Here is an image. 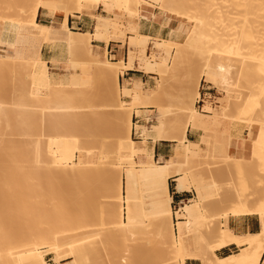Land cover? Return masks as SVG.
<instances>
[{
	"label": "bare ground",
	"instance_id": "bare-ground-1",
	"mask_svg": "<svg viewBox=\"0 0 264 264\" xmlns=\"http://www.w3.org/2000/svg\"><path fill=\"white\" fill-rule=\"evenodd\" d=\"M4 1V0H3ZM116 3L125 8L129 20L126 30L125 46L127 58L118 60H105L92 53L93 40L103 39L109 41L110 37L121 33L118 22L109 16L100 13L92 14L95 19L93 32H74L67 26V18L72 13L86 12L88 8L98 5L109 9V3ZM244 8L241 12L229 15L226 33L234 21L244 24L241 31H234L235 48L227 51L240 58L241 68L237 73V80L231 81L232 66L217 63L213 67L207 63V69L195 72L194 67L188 66L187 78L183 94L179 102L172 109L173 123L171 126L160 119L153 125L155 135L160 139L177 140L185 145L183 157L186 163L199 160L205 155L203 148L192 142H185L188 127L208 129L214 125L220 112L204 100L200 109L195 102L200 98L199 83L207 81L213 87H219L224 92L222 109L232 110L248 116L255 113L258 105L264 101V53L257 52L256 47L264 39V0H243ZM194 0H0V20H12L16 26V39L13 42L0 40V47L9 46V53H2L0 49V70L11 60H21L28 64L39 63L42 68L38 72L29 68L26 76L29 86L23 84L26 97L31 104L16 105L26 116L37 115L43 120L45 114L59 113L63 119L79 129L83 140L91 142L96 140L98 112L93 101L100 95L109 100L107 107L119 115L121 122L127 123L125 136L116 137L112 147L116 153V162H102L96 159L95 153L87 151L76 156L77 136L50 139L43 155L36 156L35 164L22 168L19 174L21 185L20 195L16 196L20 203L17 217L13 218L10 212L0 217V264H45V256L52 255L56 264H62L63 259L73 258V264H90V256L95 253L94 241H88L82 247L77 241H63L59 237L63 234L58 230L62 216L69 208L71 214L90 215L86 207L74 206L91 198V192L101 189L105 195L102 200V212L108 233L106 237L112 241L114 230L138 232L141 229L143 218L151 216V231L154 233L153 243H166V248L172 257L166 264H184L185 259H196L200 264H260L264 263V202L256 207L249 206L245 200L238 198V203L231 207L224 216L221 226L215 228V241L208 245L203 233L189 236L187 233L193 227L213 216L206 213L202 185H190L185 174L175 167L176 162L171 158L154 160L145 148L137 144L131 136V116L138 115L135 110L141 105H151L164 91V81L177 71V63L186 61L188 65L194 63L193 56L197 51L209 60L212 55H222L220 48L221 37L212 31L210 16L201 13L193 14ZM157 6L165 13L181 17L183 23H192L184 42L172 39L151 37L138 31V20L147 18L148 7ZM42 8L50 13L62 15L64 22L56 27L42 24L36 20L38 10ZM18 10L19 18L10 19L6 13ZM210 32L207 40L205 31ZM125 37V36H124ZM62 41L68 47L70 62L76 50H82L88 56L87 72L94 78L102 81L101 89L80 90L74 94L77 86L87 85V73L69 72V81L57 86L51 85L50 76L46 70V63L40 56V49L44 43ZM240 43V44H239ZM252 43L253 48L243 52V44ZM239 45V46H238ZM231 49V50H230ZM224 53V52H223ZM137 61V62H136ZM137 69L145 73L156 74L160 82L150 89H143L141 85L132 87L118 86L119 75L127 69ZM259 74L253 78L255 88L251 91L245 89L247 74ZM203 76L205 77L203 79ZM239 78V79H238ZM38 80V84L35 81ZM40 82L45 87L40 86ZM26 84V83H25ZM119 87V93L115 90ZM48 90V93H43ZM235 91H242L241 96H232ZM74 100L83 104L70 105L62 101ZM69 103V102H68ZM8 103L0 101V120L5 113ZM87 108L85 112L77 109ZM168 111H165L167 113ZM243 122L247 120L243 119ZM258 132L251 138V154L246 157L240 153L233 154L228 150L218 153L210 151L211 159L222 158L227 162L230 170L239 177H243L252 167L264 172V119L256 118ZM136 127V126H135ZM38 142V141H37ZM204 143L205 140L202 139ZM1 153L6 150L1 143ZM81 150V149H80ZM78 150V151H80ZM218 154V155H217ZM10 160L4 161V154L0 157V198L3 203H10L9 187L13 177L9 171ZM122 168V176L120 171ZM48 184L58 179H66L69 189L66 196L60 200L39 198L41 189L31 184L35 178H45ZM173 177L174 189L178 191H194L195 196L172 210L171 195L169 193L168 178ZM149 183L150 194L148 205L143 203L142 196L136 190L141 183ZM38 196V197H37ZM122 207V209L120 208ZM123 210V214L121 211ZM245 214H256L260 222V229L253 233H236L227 225L229 215L238 217ZM89 217V216H87ZM171 218L173 219L171 222ZM187 230V233H186ZM193 239L194 244H191ZM50 240L49 244H45ZM229 245L238 247V251L225 256L216 254ZM108 263L114 264L112 256H108Z\"/></svg>",
	"mask_w": 264,
	"mask_h": 264
},
{
	"label": "rangeland",
	"instance_id": "rangeland-1",
	"mask_svg": "<svg viewBox=\"0 0 264 264\" xmlns=\"http://www.w3.org/2000/svg\"><path fill=\"white\" fill-rule=\"evenodd\" d=\"M2 3L5 1L1 0ZM194 7L191 9L193 14L201 13L205 16H210L212 20V31L217 32L221 37L220 48L223 51L222 55H212L208 60L205 59V55L196 52L193 56L194 63L188 65L186 61H179L177 63V71L170 75L164 81V91L163 93L155 100V103L151 105H141L137 107V116L136 119L140 117L141 112L140 108L144 107L145 109H153L148 111V114L145 116L147 123L141 126L140 129L143 134L151 131L154 133L153 125L157 123L158 118L165 121L169 126L173 123V114L172 109L179 102L181 95L183 94V87L187 78V67H194L195 72H202L207 69V63L211 64L213 67L217 63L229 64L232 66L231 74L229 75L230 80L236 81L238 72L241 68L240 58L235 54H231L227 51L228 48H231L234 53V42H231L234 39V31H241L244 24L240 21H234L231 23L230 31L226 33V26L229 22V15L232 13L241 12L244 8L243 0H194ZM104 12H101L102 15L109 16L114 18L118 24L119 29L122 30L123 35L119 38L122 40L123 45L125 46L124 39L126 38L125 28L128 26V20L130 19L125 8L119 7L116 3H109V9L102 6ZM95 9V8H94ZM92 8H88L86 12L91 13ZM148 10L165 13L159 7L154 6L148 7ZM95 14V12H94ZM10 19L19 18L18 10H11L6 13ZM179 17V16H178ZM181 21L183 20L179 17ZM7 22L11 25L12 31L16 35V24L12 23V20H0V22ZM183 22V21H182ZM194 25L192 23H183V35L182 39L179 42H184L187 39L189 30ZM205 31V37L207 40L209 38L210 32ZM125 36V37H124ZM14 39V40H15ZM13 40V41H14ZM240 44V43H239ZM252 44V43H251ZM250 43L243 44V52L250 50L253 46ZM239 46V45H238ZM9 46L0 47L2 53H9ZM126 48V46H125ZM230 49V50H231ZM258 53H264V39L261 40V44L257 47ZM127 51V49H126ZM69 59V52L66 60L59 66L62 67L63 74L56 78H50L51 85L57 86L60 84H65L69 81V72L73 73H87L89 76V83L87 85L77 86L74 94H77L80 90H89L96 88L98 92L101 89L102 81L99 78H94L92 74L87 72L86 63L88 61V56L82 50H76L73 53V57L70 62H67ZM105 60H111L107 57H104ZM137 62V61H136ZM33 68L38 74L42 66L37 62H30L28 64L22 62L21 60H11L9 64L0 70V101L8 103V107L5 110L4 115L0 120V147L1 143H4L6 150L1 153L0 157L4 154V161L10 160L9 167L5 170L9 171L10 175L13 177V182L11 181V186L9 187L8 195L10 197V203L6 204L0 198V217L5 215V212H10V215L13 218L17 217V211L19 210L20 203L18 204L16 196L20 195V179L19 174L22 171V168L27 167V165H34L36 156L43 155L48 146V141L50 139H58L69 136H77L79 139L76 143V156L74 160L79 159V155L86 153L87 151H92L95 153L97 160L102 162H116L117 157L112 147L114 139L116 137L123 138L125 136V130L127 123L124 120L121 122L119 115L110 110L107 105L109 100L101 95L93 101L94 105H97L96 112H98V122H97V135L95 141L86 142L83 139L81 131L74 128L71 123L63 119L60 114H45L43 120H40L37 115L26 116L18 110L16 105L19 104H31L25 92L23 90V84L29 86V78L26 76L27 70ZM121 75V74H120ZM119 75V77H120ZM247 84L245 89L250 91L255 88L253 83V78L260 75L259 74H247ZM254 76V77H253ZM205 77L203 76V79ZM239 79V78H238ZM158 77L155 80V86L160 82ZM38 80L35 81V84H38ZM119 82V80H118ZM26 83V84H25ZM211 85L207 81L201 80L199 83V90L201 86ZM123 84L119 82L118 86L121 87ZM125 85V84H124ZM41 87H45L44 83L40 82ZM154 86V87H155ZM119 87L115 91L119 93ZM153 87V88H154ZM215 95H209V98H205L208 103L220 112V115L216 118L214 125L211 128L204 129L205 140L203 151L205 155L202 156L199 160H193L189 163H186L183 152L185 149L184 143L177 141V145L173 150V155L170 157L176 162L175 167L180 168V172L185 174L189 181L190 185H202V195L204 196V207L207 215L213 216L212 220H206L199 224L196 227L190 229L186 233L189 236L197 235V233H203L206 237L208 245H212L215 241V234H212L215 228L221 226L224 221V216L229 212L231 207L235 206L238 203V198L245 200L246 203L251 207H256L261 202H264V172H261L256 167H252L248 172L244 173L243 177H239L233 170H230L227 162L224 159L219 158L217 160L211 159L209 156L210 151L218 153L220 150H228L233 154H237V151H234L230 147V138L228 136V131L232 127L239 134L235 135L234 141L241 142L243 141L241 130L246 127L251 129V134H249L248 139L251 146V138L257 134L258 125L253 121L256 118L264 119V101H262L256 108L255 113L245 116L239 113H236L232 110L222 109L224 104L220 97L224 98V92L219 87H214ZM43 93H48V90H43ZM242 91H235L232 96H241ZM64 104L77 105L83 104L82 102L74 100H65L62 101ZM69 102V103H68ZM202 101L197 99L195 106L197 109H200ZM79 111L85 112L87 108L77 109ZM165 111H168L165 113ZM134 115L131 116V136L134 139L135 134H133L134 129L138 132V123L134 125ZM247 120L243 122L242 120ZM133 120V121H132ZM136 126V127H135ZM137 134V133H136ZM135 140V139H134ZM38 141V142H37ZM81 149V150H80ZM80 150V151H78ZM251 154L248 153L246 157H249ZM218 155V154H217ZM120 174L122 176V168ZM1 182V181H0ZM31 184L38 185L41 189V194L39 198L47 201V198H53L54 200L63 199L69 189V183L66 179H58L54 183L48 184L45 178H35L31 181ZM174 182H172V187ZM136 190L142 196L143 203L148 205V196L150 194L149 183H141L136 186ZM91 198L82 201L80 204H75L74 206L86 207L90 215L84 216L83 214H71L69 213V208H62L66 210V214L62 216L61 224L58 226V230L63 234H60V238L63 241H77L81 243L82 247H86L88 241H94L93 246L95 248V253L90 256V264H109L108 256H112L114 264H166L167 261L172 257L166 248V243L162 242L159 244L153 243L154 233L151 231L152 224H150L151 216L147 215L139 216L143 218L144 223L138 232H127L114 230V238L110 241L106 237L107 224L105 223L104 214L102 212V200L104 198V191L101 189L90 190ZM196 194L192 191L190 197H194ZM1 196V195H0ZM38 197V196H37ZM177 207V205H176ZM175 207V208H176ZM122 209V207H120ZM172 210H174L173 205L171 204ZM123 214V210L121 211ZM89 216V217H87ZM171 218V222H172ZM191 244H194L193 239L190 241ZM50 240H47L45 244H49ZM238 251V247L232 249L231 252ZM230 252V253H231ZM52 255H46L45 264H56L51 258ZM73 258L63 259L62 264H73ZM176 264L178 260L176 259Z\"/></svg>",
	"mask_w": 264,
	"mask_h": 264
},
{
	"label": "crops",
	"instance_id": "crops-1",
	"mask_svg": "<svg viewBox=\"0 0 264 264\" xmlns=\"http://www.w3.org/2000/svg\"><path fill=\"white\" fill-rule=\"evenodd\" d=\"M104 12V9L101 5H98L91 13L82 12V13H72L67 18V26L70 30L74 32H93L95 19L92 14ZM147 18H140L138 20L137 29L140 33L149 35L151 37L172 39L175 41H181L183 25L180 24L181 19L177 15H170L167 13L153 12L147 10ZM36 20L42 24H49L56 27H59L63 24L64 18L62 15L53 14L40 8L36 15ZM121 33L116 34L115 36L110 37L109 41L103 39L93 40L91 43L92 53L104 58L107 57L111 60H118L127 58V51L125 46L122 43ZM15 39V33L12 31V27L7 22H0V40L13 42ZM68 55V47L62 41H54L49 43H44L40 49V56L43 61L46 63V70L50 78H56L63 74L62 67L59 66L66 60ZM158 78L156 74L145 73L136 67L132 69L125 70L119 77V82L125 84L129 87L134 86L135 84L141 85L143 89H150L155 86V80ZM212 85L201 86L200 88V98L202 106L205 98H209V95H215ZM153 109H145L144 107L140 108L141 115L136 119L134 115V125L138 123V132L135 131L134 139L140 146L145 148V152L150 154L154 160L162 158L167 160L173 155V150L175 149L177 140L169 139H160L155 133L148 131V133L143 134L140 127L145 125L148 121L145 116L148 114V111ZM132 120V121H133ZM137 133V134H136ZM239 134L235 131L234 128H230L228 131V136L230 138V147L237 151L238 153L246 156L252 150L250 142L248 139L249 134H251V129L244 127L241 130V135L243 141L238 142L234 141L235 135ZM204 137V129L202 128H191L188 127L185 134V142H192L198 144L201 148L205 145L202 142ZM172 182H174L173 177L168 178L169 193L171 195L172 205H179L180 202L187 200L192 191H178L172 187ZM227 225L233 229L236 233H253L257 232L260 229V222L256 214H245L238 217L229 215L227 220ZM235 245H229L220 250L216 251V254L219 256H225L229 254ZM184 264H200L196 259L187 258L184 261ZM260 264H264L263 262Z\"/></svg>",
	"mask_w": 264,
	"mask_h": 264
},
{
	"label": "built area",
	"instance_id": "built-area-1",
	"mask_svg": "<svg viewBox=\"0 0 264 264\" xmlns=\"http://www.w3.org/2000/svg\"><path fill=\"white\" fill-rule=\"evenodd\" d=\"M175 207H176V206H175V205H173V208H174V209H175Z\"/></svg>",
	"mask_w": 264,
	"mask_h": 264
}]
</instances>
